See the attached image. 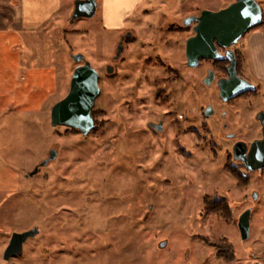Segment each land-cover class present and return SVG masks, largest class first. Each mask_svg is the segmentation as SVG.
Returning a JSON list of instances; mask_svg holds the SVG:
<instances>
[{
	"label": "rangeland",
	"instance_id": "rangeland-1",
	"mask_svg": "<svg viewBox=\"0 0 264 264\" xmlns=\"http://www.w3.org/2000/svg\"><path fill=\"white\" fill-rule=\"evenodd\" d=\"M97 1L94 17L72 21L76 0H13L18 25L0 28V264H264V172L252 173L245 189L254 210L249 238L220 228L215 215L200 216L205 195L227 197L235 215L247 196L223 168L228 145L217 125L200 128L205 140L190 121L176 125L180 131L167 128L178 115L167 118L175 109L167 103V17H140L162 0ZM126 30L137 42L126 61L112 62ZM255 42L249 63L261 87L251 96L257 104L264 101V39ZM76 53L100 72L97 128L87 136L51 120L70 90ZM160 122L162 131L150 126ZM51 149L57 158L30 176ZM35 227L40 232L23 252L5 259L12 235ZM214 239L232 243L235 259L216 257Z\"/></svg>",
	"mask_w": 264,
	"mask_h": 264
},
{
	"label": "flooded vegetation",
	"instance_id": "flooded-vegetation-1",
	"mask_svg": "<svg viewBox=\"0 0 264 264\" xmlns=\"http://www.w3.org/2000/svg\"><path fill=\"white\" fill-rule=\"evenodd\" d=\"M254 1L262 9V21L244 32L237 41L226 44L215 39L214 44L208 47L209 50L198 46L189 48V40L198 34V18L208 11L218 12L225 9L238 2V0H162V4L157 7L150 2L149 6L141 10L142 13L140 14V17L147 18L151 14L167 17V103L170 107L172 103L175 106L174 110L169 109L167 111V118L172 117L173 114H178L176 117H172L170 121H167V128L169 122L180 127L183 122L190 121L192 122L190 128L194 131L193 134L196 135V138L205 140L203 139L205 137L200 133V128H208L210 125L216 127L217 125L220 134L228 145L223 168L228 174L238 180L237 186H235L240 193L243 191L246 194L245 196H247L245 189L247 191L250 189L252 173L264 172V168L254 171L249 169L245 160L252 144L264 137V101L257 104L253 101L251 102V96L258 97L261 87L256 85L254 90L246 89L234 94V96H230L233 92H236H223L220 83L252 82L253 71L250 67L249 58L253 61L252 48L256 45L255 41L260 38L264 39V0ZM246 36L248 43L242 42ZM132 42H137V35L133 31H124L118 38L116 53L111 56V61H119L118 63L126 61L129 55L128 46ZM120 45L123 50L119 53ZM148 49L150 48L148 47ZM209 51L213 56H204L202 54ZM109 65L112 64H108L107 69ZM113 69L114 71L109 73L110 75L115 72L114 66ZM254 74L256 76L259 74L256 72V67ZM262 79L264 80V78ZM176 82L180 83L178 88L172 89L171 85ZM203 85L205 89H202ZM186 87L188 88L186 89ZM209 90L214 92L213 98L205 94ZM177 91L181 95L179 94L176 99ZM188 94L192 98L190 103L194 102L192 105L189 101L186 103V95ZM262 97L264 99V91L262 92ZM152 124L150 123V126ZM178 127L176 126V128ZM152 129L158 131L155 127H152ZM178 130L180 131L179 128ZM176 134L179 136L180 133L177 132ZM175 142L185 152L182 142L178 139ZM217 145L219 144L216 141L212 144L213 153H216ZM186 151L189 152L188 149ZM232 191L227 188L226 192L231 193ZM221 199L223 203H219ZM247 200L248 196L240 201V204L242 206L245 205V207L239 214L235 215V207L232 202L228 201L227 197L205 195L203 198L205 211H200V216L215 215L217 220H223L222 222L225 223V225L220 223V228L224 229L223 226H226L225 228H227L229 233H236L240 240H243L239 221L241 216L250 209L251 226L249 238L252 232L254 210L251 205H246ZM256 200H258V195H256ZM224 207H228L229 211L221 214L219 210ZM223 237L230 240L231 235L228 234ZM218 243L217 240H212V244ZM213 247L216 249V257L227 254L226 248L215 245ZM234 249L235 253H237L235 246ZM254 264L261 263L257 261Z\"/></svg>",
	"mask_w": 264,
	"mask_h": 264
},
{
	"label": "water",
	"instance_id": "water-1",
	"mask_svg": "<svg viewBox=\"0 0 264 264\" xmlns=\"http://www.w3.org/2000/svg\"><path fill=\"white\" fill-rule=\"evenodd\" d=\"M98 7L97 0H76L72 21L79 18L94 17L97 14ZM262 17V9L254 0H238V2L218 12L208 11L198 18V34L189 40V48L198 46L209 50L208 47L214 44L215 39L226 44L237 41L249 28L261 22ZM122 50L123 48L120 45L119 53ZM202 54L213 56L210 51ZM73 59L79 65L73 72L70 90L63 99L53 106L51 120L53 126H67L78 129L84 136H87L96 127L93 109L96 99L101 93L100 72L86 59L83 53L74 54ZM113 71V66L109 65L107 72L112 73ZM220 85L223 92H236H233L230 96H234L242 90H254L256 88V85L252 82H221ZM151 126L158 131H162L163 122L153 123ZM57 156V150L51 149L49 157L29 175L33 176L38 173L41 167L47 166ZM245 160L247 167L253 171L264 168V137L252 144ZM250 218V209L240 218L239 226L243 238L249 236ZM39 232L38 227L23 232H15L6 248L5 259L9 260L13 256L21 254L27 240L37 236ZM167 245V239L159 243L160 248H165Z\"/></svg>",
	"mask_w": 264,
	"mask_h": 264
},
{
	"label": "crops",
	"instance_id": "crops-1",
	"mask_svg": "<svg viewBox=\"0 0 264 264\" xmlns=\"http://www.w3.org/2000/svg\"><path fill=\"white\" fill-rule=\"evenodd\" d=\"M11 1L13 0H0V6L2 5V9H0V28L7 29L14 27L16 29L18 25L15 23L16 13L10 6ZM26 21L27 18L22 23L24 24Z\"/></svg>",
	"mask_w": 264,
	"mask_h": 264
},
{
	"label": "trees",
	"instance_id": "trees-1",
	"mask_svg": "<svg viewBox=\"0 0 264 264\" xmlns=\"http://www.w3.org/2000/svg\"><path fill=\"white\" fill-rule=\"evenodd\" d=\"M96 128H97V126H96ZM72 129H74V128H72ZM74 130L80 132L78 129H74ZM219 203H223V200L221 199ZM228 211H229L228 210V207L227 208L224 207L223 209H220L219 210V212L221 214H223L225 212H228ZM218 242H219L218 244H214V245L215 246H218V247L226 248V253H227L225 256H221L220 255L219 258H223V260H226V261H232V260H234L235 257H236V253H235V249H234L233 244L227 242L226 240H219Z\"/></svg>",
	"mask_w": 264,
	"mask_h": 264
}]
</instances>
